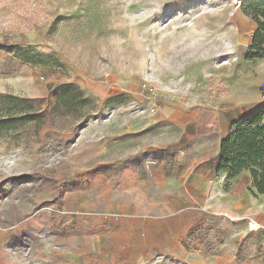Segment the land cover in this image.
I'll return each instance as SVG.
<instances>
[{
  "label": "rangeland",
  "instance_id": "1",
  "mask_svg": "<svg viewBox=\"0 0 264 264\" xmlns=\"http://www.w3.org/2000/svg\"><path fill=\"white\" fill-rule=\"evenodd\" d=\"M243 1L0 0V120L8 96L50 110L75 84L90 100L84 124L0 126V264H264V226L207 194L165 199L148 169L163 149L180 175L163 114L264 102Z\"/></svg>",
  "mask_w": 264,
  "mask_h": 264
},
{
  "label": "crops",
  "instance_id": "2",
  "mask_svg": "<svg viewBox=\"0 0 264 264\" xmlns=\"http://www.w3.org/2000/svg\"><path fill=\"white\" fill-rule=\"evenodd\" d=\"M167 113L157 121L160 124H176L183 131V138L187 143L184 139L183 143H176L180 162L179 177L167 175L163 155L167 156L168 152L162 149L159 155L152 156L154 160H151L148 169L152 183L160 190V196L167 199L170 194L175 195L177 192L178 195H184L191 190L193 193L190 199L196 201L201 194H207L206 202L214 209L228 210L240 217L256 220L260 226H264V195L258 194L252 187L250 173L245 171L233 180H227L225 174L214 173L220 155V143L227 136L232 122L239 117L229 121L221 112L205 108ZM162 148L166 150V147ZM169 182L180 183V186L174 184L170 190L164 187L165 183ZM254 192L257 195H254Z\"/></svg>",
  "mask_w": 264,
  "mask_h": 264
},
{
  "label": "trees",
  "instance_id": "3",
  "mask_svg": "<svg viewBox=\"0 0 264 264\" xmlns=\"http://www.w3.org/2000/svg\"><path fill=\"white\" fill-rule=\"evenodd\" d=\"M242 12L250 17L256 28L249 44L245 59L255 61L264 57V0H245ZM264 99V87L262 88ZM54 105L50 110L34 109L31 101L12 96L6 97L9 106L8 116L0 120L5 123L29 124L36 122L38 128L44 126L55 117H71L87 122L85 108L90 100L79 86L65 84L54 93ZM18 109V111H16ZM249 172L252 187L257 193L264 195V102L257 109L232 122L229 132L220 143V155L214 167L216 175L225 174L227 180ZM254 195H257L255 192Z\"/></svg>",
  "mask_w": 264,
  "mask_h": 264
},
{
  "label": "bare ground",
  "instance_id": "4",
  "mask_svg": "<svg viewBox=\"0 0 264 264\" xmlns=\"http://www.w3.org/2000/svg\"><path fill=\"white\" fill-rule=\"evenodd\" d=\"M242 0H233L234 4H239ZM253 228H257L255 224H253Z\"/></svg>",
  "mask_w": 264,
  "mask_h": 264
}]
</instances>
